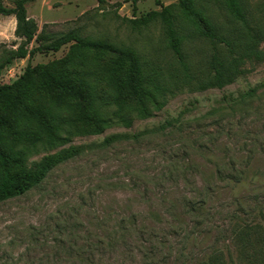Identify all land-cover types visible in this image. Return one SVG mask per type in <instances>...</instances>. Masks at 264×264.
Instances as JSON below:
<instances>
[{
  "label": "rangeland",
  "instance_id": "rangeland-1",
  "mask_svg": "<svg viewBox=\"0 0 264 264\" xmlns=\"http://www.w3.org/2000/svg\"><path fill=\"white\" fill-rule=\"evenodd\" d=\"M13 1L3 0L8 7H14ZM159 1L172 6L179 20L193 71L208 76L213 55L224 58L227 48L209 39L200 23L185 19L178 0ZM194 3L211 29L240 49H252L230 66L223 88L192 91L176 83L160 107L146 102L152 113L148 119L137 116L140 99L129 93L124 105L133 126L115 121L102 134L94 133L102 124L74 121L76 102L59 109L50 90L35 91L25 100L22 107L59 110L67 121L69 142L51 153L75 146L82 154L56 167L25 195L0 203V264H148L150 259L155 264H264V0H239L248 25L230 14L228 0ZM26 6L40 34L28 47L37 52L7 66L4 84L19 79L30 64L54 74L65 70L99 77L97 93H111L109 69L127 54L144 67H156L166 81L179 75L161 21L131 22L160 12L155 0L136 5L133 0H36ZM15 29L14 17L0 15V56L22 43ZM76 31L113 51L72 52L73 44L58 52L48 49ZM71 54L75 63L67 64ZM130 72L127 63L118 73L120 81H128ZM34 80L45 77L38 74ZM115 136L111 147H97ZM186 151L206 152L189 157ZM140 228L145 232L136 235ZM113 236L117 242L107 246Z\"/></svg>",
  "mask_w": 264,
  "mask_h": 264
},
{
  "label": "trees",
  "instance_id": "trees-1",
  "mask_svg": "<svg viewBox=\"0 0 264 264\" xmlns=\"http://www.w3.org/2000/svg\"><path fill=\"white\" fill-rule=\"evenodd\" d=\"M31 1L36 0H14V7H8L3 0H0V15L15 17V36L22 40L18 48L11 49L0 56V203L25 195L40 186L56 167L82 154V148L75 146L51 153L52 150L63 148L69 142L66 136L67 121L59 110L22 107L25 100L35 91L50 90L54 92V97L59 102V109H64L63 107L68 101L76 102L74 121L81 125L102 124V127H97L94 131L95 134H102L104 128L110 127L115 121L127 128L133 126V118L127 113L124 105L127 94L131 93L140 99V106L135 109V112L139 118L148 119L152 113L147 108V101H155L160 107L165 102L166 94L170 93V89L176 83H180L181 88H189L192 91H204L209 87L223 88L229 80L230 66L241 63L246 58L245 56H248L252 51L248 45L240 49L236 41L211 29L204 12L195 6L194 0H178L177 7L181 15L187 20L200 23L206 30L205 35L209 39L219 41L228 50L224 58L218 52L213 55L210 62L212 71L208 76L197 75L185 53L186 37L184 38L178 30L179 20L174 14L172 6H163L159 0H155L157 5L162 7L160 12H150L146 17L131 20V22L136 25L139 23L147 25L156 19L161 21L165 28L169 47L180 66L179 75L170 77V81H166L164 73L156 67L150 65L144 67L139 59L127 54L124 58L115 61L114 67L109 69L110 78L113 81L111 93H97L96 88L102 83L99 77H79L76 73L70 75L65 70L54 74L47 67L33 68L30 64L19 79L12 84H4L2 75L7 66L12 65L16 60L32 59L37 52V49L28 47L35 39L38 40L40 35L37 37L38 26L28 16L26 5ZM140 1L144 0H133V3L136 5ZM228 10L238 21L244 25L249 24L239 0H228ZM43 33L44 29L41 34ZM68 44H73L72 52L92 50L98 55H105L113 51L112 46L89 41L82 37L78 31L55 40L48 49L58 52ZM75 60L76 57L71 54L67 57L66 62L74 64ZM127 63L131 65V72L128 81L122 82L118 73L124 69ZM38 74L45 77L43 82L34 80ZM250 92L254 93L255 91L251 90ZM157 96H160V99H157ZM110 113H112L111 118H109ZM174 121L178 120L174 119ZM167 125L172 127L173 122L169 121ZM162 128L165 129L167 126ZM117 138V136L106 138L97 147L109 148ZM204 152L206 151H186V154L190 157L201 155ZM42 153L47 154L42 159L30 163L29 160L33 155ZM179 163L181 164L176 161L175 166L177 170L179 168L182 170L183 166ZM192 164L195 163L192 162ZM190 168L193 167L190 166ZM134 232L139 235L145 231L140 228ZM152 232L155 231L152 230ZM117 240L116 236H113L107 246H111ZM79 255L82 258L84 256L81 253ZM149 261L148 264H155L153 259ZM88 264L96 263L92 261Z\"/></svg>",
  "mask_w": 264,
  "mask_h": 264
},
{
  "label": "crops",
  "instance_id": "crops-1",
  "mask_svg": "<svg viewBox=\"0 0 264 264\" xmlns=\"http://www.w3.org/2000/svg\"><path fill=\"white\" fill-rule=\"evenodd\" d=\"M12 17H14V16H12ZM14 19H15V17H14Z\"/></svg>",
  "mask_w": 264,
  "mask_h": 264
}]
</instances>
